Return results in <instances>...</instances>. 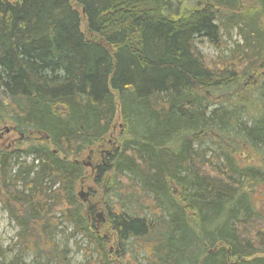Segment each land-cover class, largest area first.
<instances>
[{
  "label": "trees",
  "instance_id": "obj_1",
  "mask_svg": "<svg viewBox=\"0 0 264 264\" xmlns=\"http://www.w3.org/2000/svg\"><path fill=\"white\" fill-rule=\"evenodd\" d=\"M249 2L0 0V125L23 135L0 150L18 252L0 264L66 260L61 221L88 241L75 242L85 264H115L89 220L98 205L84 212L75 193L89 151L126 264H141L130 251L143 264H264V0ZM231 28L233 58L207 59L197 43Z\"/></svg>",
  "mask_w": 264,
  "mask_h": 264
},
{
  "label": "rangeland",
  "instance_id": "obj_2",
  "mask_svg": "<svg viewBox=\"0 0 264 264\" xmlns=\"http://www.w3.org/2000/svg\"><path fill=\"white\" fill-rule=\"evenodd\" d=\"M241 3H243L244 7H249V0H241ZM223 35L221 36L222 42H224L223 46L214 45L211 42L203 39L201 42L197 43L198 49L201 51V53L209 60L212 61H218L224 57H227V59L233 58V55L230 56L231 52L239 45L242 44V38L239 35L236 28H231L228 30L229 36H227L224 31L222 32ZM225 45V46H224ZM221 46V47H220ZM236 51V50H235ZM233 53V52H232ZM226 59V58H225ZM243 65H246L243 63ZM250 75V73H249ZM254 76H250L249 79L253 80ZM6 129L8 131L6 132ZM118 132V127H116L114 135ZM110 136V135H109ZM23 136H19V134L13 129V125L10 122H5V124L0 125V150H14L15 149V142L19 138L21 139ZM112 136L108 137L109 140ZM208 147L211 151L215 150V146L213 144L205 145ZM111 149V147H110ZM20 160L26 161L28 164L31 162L32 157L27 156L23 153H19ZM79 160L85 163V169L87 172V175L90 176V178L85 179V181L80 185L76 186L75 193L77 194L81 190H83L84 193H88L87 196H85V201H82L78 196V200L80 203L83 204V210L84 212L88 209V207L91 206L92 209H94V205H98L97 207L99 209H103L100 196L101 191L98 187V185L95 184L94 179L92 177L91 172L94 171L92 168L95 167V165L101 160L100 154L94 155L93 151L84 152L80 157ZM258 198H264V196L258 195ZM100 200V202H99ZM82 201V202H81ZM257 209L264 208V201H256ZM96 210L93 215L89 216V220L94 223L99 230L103 234H107L108 237H110L111 241L109 243V251L112 254L111 259L115 264H126L125 259L120 258L118 256L117 252V246L116 241L113 236H110L111 228L109 226V221L107 219L106 211L104 210V218L105 222H100L98 218L96 217V213L99 211ZM73 231V226L71 223H67L64 221H61V225L59 226L58 232L55 233L53 239L55 243L58 245L59 249H62L64 247L67 248V254H66V260L62 261L58 258L53 259L50 262H45L43 264H85V262L89 259V257H85L84 251L81 249H78L76 247L75 242L78 243L80 247H85L88 245V241L80 234L78 235H71ZM17 232V228L12 220L9 219L6 211H4L1 208L0 205V251H1V258L0 261L9 262L18 254L17 249L15 248V233ZM89 248L92 249V245H89ZM131 258L134 259L137 263L143 264V253H132L129 252ZM90 257L95 258L96 253L93 252L90 254ZM19 264H35L33 260L32 254H27L24 257L21 258V262Z\"/></svg>",
  "mask_w": 264,
  "mask_h": 264
},
{
  "label": "water",
  "instance_id": "obj_3",
  "mask_svg": "<svg viewBox=\"0 0 264 264\" xmlns=\"http://www.w3.org/2000/svg\"><path fill=\"white\" fill-rule=\"evenodd\" d=\"M6 131H8V129H6ZM87 195H88V193H84L83 190H81L80 192L77 193V196H78L80 199H82V201H85V200H86V199H85V196H87ZM88 208H91V206L88 207ZM96 217H97L98 220H99L100 222H102V223L105 221L104 215H103V213H102L101 211H99V212L96 213Z\"/></svg>",
  "mask_w": 264,
  "mask_h": 264
},
{
  "label": "flooded vegetation",
  "instance_id": "obj_4",
  "mask_svg": "<svg viewBox=\"0 0 264 264\" xmlns=\"http://www.w3.org/2000/svg\"><path fill=\"white\" fill-rule=\"evenodd\" d=\"M6 132H7V131H6ZM19 136H22V135L19 134ZM22 138H23V137H22ZM22 138H21V139H22ZM19 139H20V138H19ZM15 144H16V142H15Z\"/></svg>",
  "mask_w": 264,
  "mask_h": 264
}]
</instances>
